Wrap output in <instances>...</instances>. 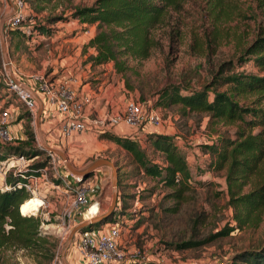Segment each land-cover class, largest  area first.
Segmentation results:
<instances>
[{
    "label": "rangeland",
    "instance_id": "1",
    "mask_svg": "<svg viewBox=\"0 0 264 264\" xmlns=\"http://www.w3.org/2000/svg\"><path fill=\"white\" fill-rule=\"evenodd\" d=\"M11 1L13 3V0ZM93 1L51 0L40 11L31 10L28 5L26 16L34 14L28 23L38 21L47 24L48 17L58 14L69 16L74 5L90 4ZM10 3L9 0H0V110L5 106L7 99L12 101L13 106L18 105V110L12 109L10 116V120L15 118L16 122L20 121L17 112L26 111L16 101L15 92L9 88L11 77L1 51L2 39L8 65L14 77L27 85H33V79L35 80L37 76L46 78L61 76L67 71V67L69 68L71 60L79 61L81 74L78 88H85L86 92L92 93L86 130L72 132L62 141L55 137L56 142L50 144L51 141L47 140L41 126V114L39 128L37 126L36 114L40 108L39 103L34 118L27 117L24 126L27 125L34 131V144L44 148L43 139L47 145L64 151L68 160L79 170L99 157L109 158L115 163L120 177L118 195L129 194L125 213H122L117 205L118 196L114 209V213L120 218L123 249L127 255L132 252L141 254L142 259L138 261L141 264L145 261L156 264H228L229 258L231 259L236 251L264 244V207L256 221L249 219L242 227H237L233 208L228 202L225 168L210 169L207 165V155L201 153L199 145L201 142L210 141L218 134L232 136L234 124L220 120L209 126L208 115L204 111L183 112L179 103L170 106L156 105L162 87L169 83H186L189 88H201L209 82L212 72L222 61L235 57L259 32L264 31L263 0H186L180 9H171L165 21L154 28L153 35L159 43L152 48L150 54L142 60L130 61V66L123 75L115 71L111 62L93 67L86 62L88 53L93 50L90 46L85 47V43L90 34L89 30L92 28L93 31L94 28L77 21L75 23L73 19L57 20L47 24L51 30L50 35L39 34L29 39L22 38L19 39V46L14 47V39H11L5 28L6 15L14 10ZM235 68L260 71L252 61H246ZM218 88L222 89L224 86ZM213 90L214 88H210V96ZM187 91L188 89L182 90L184 93ZM254 96L249 94L245 98L239 97V101L249 102ZM131 98L139 100L144 105L141 123L138 126L140 131L143 123L147 122L148 109L151 106L159 107L162 123L159 126L152 125L154 129L152 132L168 131L167 134L174 137L179 150L185 155L191 170V188L185 192L184 198L178 200L168 196L173 189L172 186H165L159 181L158 176L138 171L131 162L130 155L119 144L99 135L100 129L115 131L116 126L123 124L108 125L107 118L110 113L123 110L126 101ZM248 116L250 114H246V117ZM21 123L23 126V121ZM123 125L128 127L125 132H121L122 134H134L132 126ZM258 128L255 127L253 130L256 131ZM14 141L15 139L11 138L7 143H15ZM139 142L150 157L162 161L163 154L160 151L153 149L143 139H139ZM46 151L49 154L47 149ZM52 154L54 162L50 161L44 167L47 182H42L31 196L54 201L53 205L37 209L32 207L30 202L29 208L32 207L33 210L26 214H39L55 224L59 220L55 219L57 213H60L61 219L66 218L63 214L66 201L64 199L61 201L65 195H56L57 188L53 186L58 184L57 178L61 181L58 184L60 189H71L74 193V189L81 186L88 188L87 193H92L93 196L85 204L94 199L102 204L90 215L81 214L80 220L68 229L61 242L59 232L52 231L51 225L48 227L41 225L43 232L56 237L55 251L58 250L60 254L69 232L76 224L108 210L112 201L111 167L103 165L95 168L88 176L80 177L77 186L69 184L70 188L65 185L66 178L61 177L58 169L63 174L67 171L69 173V170L58 154L54 152ZM42 158L43 155H39L35 160ZM6 166L9 171L13 170L9 164ZM251 185L252 181L243 185L242 190L249 189ZM51 196L50 199L53 200L49 199ZM175 204L178 207L172 210ZM25 207L27 211L28 206ZM198 218L200 221L197 222ZM226 224L234 226L227 235L215 237L195 246L177 245L187 239L203 238ZM131 260L136 261L134 258H127L121 264ZM0 264L37 263L28 248L8 246L0 249Z\"/></svg>",
    "mask_w": 264,
    "mask_h": 264
},
{
    "label": "trees",
    "instance_id": "2",
    "mask_svg": "<svg viewBox=\"0 0 264 264\" xmlns=\"http://www.w3.org/2000/svg\"><path fill=\"white\" fill-rule=\"evenodd\" d=\"M49 1L51 0H25L31 10L36 11L43 10ZM185 1L94 0L90 4L74 5L69 16L58 14L48 17L46 21L49 25L57 20L73 19L82 25H93L94 33L87 39L85 47L90 46L94 51L88 53L86 62L91 67L111 62L115 71L123 75L130 66V61L142 60L150 54L152 48L159 43L153 35L154 28L165 21L171 9H180ZM33 17L34 14L25 15L13 27L5 25L11 39H14V47L19 46V39H29L39 34L50 35L51 30L47 24L38 21L28 23ZM246 61H252L260 71L235 68ZM220 86L224 88L219 89ZM210 88H214L211 96ZM184 89L188 91L182 92ZM249 94L255 95L249 102L239 101V97L245 98ZM16 101L26 110L18 112V119L23 121V136L17 143L2 145L0 159L13 153L24 154L31 160L22 169L23 173L27 176L40 174L50 162V155L46 149L34 144V131L29 126H24L27 117H32L31 112L17 100V96ZM11 102L7 99L5 106ZM176 103L180 104L183 112H206L209 126L220 120L234 124L232 136L218 134L199 145L201 153L208 157L207 165L210 169L225 168L228 202L233 208L236 226L242 227L249 219L257 220L264 207V31L259 32L235 57L222 61L212 72L209 82L201 88L192 89L186 83H169L162 87L156 105L170 106ZM246 114L250 116L246 117ZM41 119L43 120L42 116ZM255 127L259 128L254 131ZM138 131H134V134H122L103 128L98 133L119 144L130 155L131 162L138 171L158 176L165 186H172L168 196L178 200L184 198L185 192L191 188V170L174 137L167 133L147 131L141 134L140 129ZM139 139L160 151L163 154L162 161L150 157ZM39 155H43V158L35 160ZM22 179L18 172L9 171L8 186L0 189V249L8 246L28 248L37 264H49L55 255L57 240L52 234L43 232L41 224L51 220H45L39 214H26L25 203L33 196L17 184ZM119 181L118 174V185ZM250 181L251 187L243 191V185ZM60 182L57 178L56 183ZM128 196L127 193L118 195L117 205L122 213H125L128 206ZM177 207L175 204L171 209L176 210ZM117 219H120L119 216L113 213L112 217L108 216L103 222ZM103 222L90 224L87 229L98 227ZM233 229L234 226L226 224L203 238L187 239L177 245L188 247L203 244L215 237L227 235ZM227 263L264 264V244L236 251ZM123 264L141 263L131 260ZM142 264L156 263L145 261Z\"/></svg>",
    "mask_w": 264,
    "mask_h": 264
},
{
    "label": "built area",
    "instance_id": "3",
    "mask_svg": "<svg viewBox=\"0 0 264 264\" xmlns=\"http://www.w3.org/2000/svg\"><path fill=\"white\" fill-rule=\"evenodd\" d=\"M13 6L14 10L6 19V26L8 27H13L19 24L20 20L27 14L28 4L25 0H13ZM78 80L75 70H67L61 76L57 77L46 78L43 76H37L35 80L33 79L35 89L43 95L50 105H53L57 111L62 114L60 130L63 137H68L72 132L79 133L86 130L88 107L92 101V93L79 90L77 87L79 84ZM28 87L12 80L11 78L9 79V88L15 92L17 100L30 110L31 115L34 118L38 102L32 89ZM12 106L13 103H10L0 110V152L1 146L11 139L9 131L10 116L12 109L18 110L19 108L18 105ZM143 109L144 105L142 102L133 98L128 99L123 110L109 114L107 124L115 126L124 123L132 126L134 129L133 131L138 133V126L141 123ZM146 113V120L150 124L154 126L161 125L162 115L159 107L151 106ZM49 155L50 161L53 163V154L49 153ZM30 160V158L21 153H13L0 159V189H4L8 186L7 176L9 170L6 166L7 164L13 168V173L18 172V174L22 176L23 179L19 180L17 184L23 186L31 194L35 193V190L42 182L46 183L47 178L45 168L42 169L40 174H31L27 176L23 173L22 169ZM58 171L63 179L66 178V186H69L70 188V185L77 186V181L80 179L79 175L69 172L70 178H67L59 169ZM53 186L57 188L55 192L58 196H66L67 193L73 194V198L67 200L65 207L63 208V214L66 218L62 217L64 225L67 228H70L73 214L72 211L79 205L86 203L88 188L81 186L74 189L73 193L71 189H60L58 184H53ZM40 198L42 199V204H40L38 208L46 207L51 202L44 197ZM63 239L64 235H61L60 242ZM75 243L77 251L84 258V264H121L127 258H134L136 261L142 259V255L139 253L132 252L129 255L125 253L123 249L122 226L119 219L111 222H104L98 227L78 232ZM49 264H63L58 250L55 252L54 257Z\"/></svg>",
    "mask_w": 264,
    "mask_h": 264
},
{
    "label": "crops",
    "instance_id": "4",
    "mask_svg": "<svg viewBox=\"0 0 264 264\" xmlns=\"http://www.w3.org/2000/svg\"><path fill=\"white\" fill-rule=\"evenodd\" d=\"M11 3V6L13 8V3L11 0H9ZM73 22L76 23V20H72ZM71 22V21H70ZM78 22V21H77ZM90 27H93V25H91ZM92 29V28H91ZM90 29V34L88 36V38L93 35L94 33V29L93 31ZM92 50L94 51V49L92 48ZM68 64V63H67ZM70 66L69 68L67 67V70H75L76 71V76L77 78L79 79L78 81L80 82V70H79V61L78 60H74V61H70L69 62ZM80 84L77 85V87H79ZM34 94H36L42 101L43 103V106H42V111H41V116L43 118L42 120V123H41V126L43 128V132H44V135L46 136L47 140L49 139L51 142L50 144H54V142H56V138H58V140L62 141L63 138H66V137H63L61 135V130H60V122H61V118H62V114L59 113L57 111V109L53 106V105H50L46 99L43 97V95L35 89V86L34 84L31 85L29 84L28 85ZM84 87V85H83ZM79 89V88H78ZM79 90L81 91H85V88H80ZM97 108V107H96ZM88 109H90V105L88 107ZM19 112V111H18ZM17 112V113H18ZM22 120L16 122V119H11L10 122H9V131H10V136L12 139H15V143H17V141H19V139L23 136V133H22V130H23V126H22V123H21ZM16 122V123H14ZM124 124V123H123ZM121 125V126H116V128H114L115 131L117 132H125L127 129L128 126L126 125ZM55 126H59V128H54ZM131 128V127H130ZM152 124H150L148 121L145 122L143 124V127L141 129V131L143 132H147V131H154V129H152ZM162 133H168V131H164ZM17 140V141H16ZM66 177L67 178H70V174L68 172L65 173ZM93 196L92 193L88 194V199H91ZM73 198V194L71 193H67L66 196L62 197L61 201H67L69 199H72ZM64 199V200H63ZM94 201H97L96 199H94L93 201L91 202H94ZM53 202L54 201H51L49 205H53ZM90 202V203H91ZM98 202V206H101L102 204ZM90 203H88L90 205ZM88 204H81L79 205L77 208H75L73 210V214H72V219H71V226L77 221V220H80V216L81 214L83 215H86V209L88 207ZM55 219L58 220L56 221V224L54 222H49V223H42V226L43 227H48L51 225V230L52 231H56L57 233L59 232V237L61 235H65L67 232H68V229L62 219H61V216H60V213H57L56 216H55ZM70 226V227H71ZM78 236V232L74 235L72 241L70 242V246L67 247L65 253H64V256H62V253H60V259L62 261L63 264H84V258L79 254V252L77 251L76 249V237Z\"/></svg>",
    "mask_w": 264,
    "mask_h": 264
},
{
    "label": "water",
    "instance_id": "5",
    "mask_svg": "<svg viewBox=\"0 0 264 264\" xmlns=\"http://www.w3.org/2000/svg\"><path fill=\"white\" fill-rule=\"evenodd\" d=\"M10 14L11 13L7 14L6 17H8ZM2 25H1V29H2ZM3 40L4 39H2V42H1V51H2V55H3V59H4V62H5L6 68H7L8 72H9V76L11 77L12 80H14L16 82H19L22 85L28 87L23 82H21L20 80H18L17 78L14 77V75L12 73V70H11V68L8 65L7 53H6L5 44H4ZM34 95H35L38 103L40 104V108L38 110V113L36 114L37 126L39 128V119H40V114H41V111H42L43 103H42L41 99L36 94H34ZM39 135H41L40 134V130H39ZM42 143L44 145V148H46L49 151V153L54 152V153L58 154L62 158L66 168L69 170L70 173L75 174V175H79L80 177L88 176L89 174H91V172L95 168L103 166V165H108V166L111 167L112 201H111V204H110L108 210L106 212L102 213V214H99V215H96V216H91V217H88V218L80 221L78 224H76L71 229V231L68 234L67 240H66V242H65V244L63 246V249L61 251L62 256H64V253H65L67 247L69 246L70 242L72 241V239H73V237H74L76 232L86 231V230H88L87 229L88 225L103 222V221L106 220V218L108 216H112L113 215L114 209H115V206H116V202H117V196H118V169L115 166V163L113 161H111L109 158L99 157V158L94 159L85 168H82L81 170H79L68 160V158H67L66 154L64 153V151H62V150H60L58 148H54V147H51V146L47 145L44 142L43 139H42Z\"/></svg>",
    "mask_w": 264,
    "mask_h": 264
},
{
    "label": "bare ground",
    "instance_id": "6",
    "mask_svg": "<svg viewBox=\"0 0 264 264\" xmlns=\"http://www.w3.org/2000/svg\"><path fill=\"white\" fill-rule=\"evenodd\" d=\"M30 202H31V203H30ZM29 203L32 205V207H36V208H38V206H39L40 204H42V199L39 198V197H37V196H33L32 199H30L29 201H27V202L25 203V206H28V207H27V209H28L27 211H30V210L32 209V207L29 208ZM90 207H91V208H90ZM25 208H26V207H25ZM98 208H99V206H98V202L95 201V202H93L92 204L88 205L87 210H86V214H87V215H90V214L96 212V211L98 210ZM32 210H33V209H32ZM21 212H22V211H21Z\"/></svg>",
    "mask_w": 264,
    "mask_h": 264
}]
</instances>
